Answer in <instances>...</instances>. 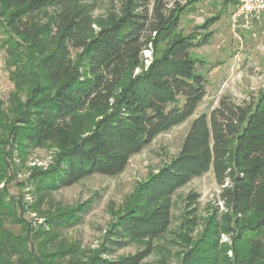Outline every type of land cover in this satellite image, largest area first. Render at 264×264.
I'll use <instances>...</instances> for the list:
<instances>
[{"label": "trees", "instance_id": "obj_1", "mask_svg": "<svg viewBox=\"0 0 264 264\" xmlns=\"http://www.w3.org/2000/svg\"><path fill=\"white\" fill-rule=\"evenodd\" d=\"M185 5L0 0V30L14 57L15 87L25 93V101L13 94L10 114L0 113V183L12 180V151L6 147L14 144L21 151L47 144L59 148L55 166L32 176L38 191L48 194L92 174L118 176L155 136L189 119L207 81L190 53L203 38L177 34ZM102 6L104 14L95 15ZM150 42L153 57L134 74ZM210 169L227 212L220 223L212 216L192 239L198 195L190 193L186 230L171 231L172 196ZM133 199L109 226L101 253L136 241L144 248L118 259L98 252L79 264H142L157 248L154 241L171 233L186 246L180 264H264V89L245 104L222 97L209 114L197 115L176 157L142 182ZM23 212L20 199L0 188V264H48V246L37 240L46 232L32 230ZM80 216L56 212L48 226L56 231L77 224ZM219 230L230 234L229 246H219ZM228 249L232 262L225 256ZM158 264L170 263L165 256Z\"/></svg>", "mask_w": 264, "mask_h": 264}, {"label": "rangeland", "instance_id": "obj_2", "mask_svg": "<svg viewBox=\"0 0 264 264\" xmlns=\"http://www.w3.org/2000/svg\"><path fill=\"white\" fill-rule=\"evenodd\" d=\"M178 1L182 5L187 4L180 16L177 34L186 36L192 33L203 38L201 45L191 48L190 53L197 62L198 70L205 76L206 93L189 119L155 136L147 147L131 157L118 176L92 174L48 194L38 191L32 183V176L38 170L44 172L55 166L59 148L54 144L32 146L24 151L16 144L6 147L12 151L9 169L12 180L2 181L0 188L6 186L10 195L20 199L24 206L23 216L32 230L46 232V236L37 240L48 246L45 252L52 255L47 260L48 264H79L98 252L105 259H118L142 250L144 244L136 241L122 248H115L107 254L101 253L109 226L134 202V195L141 183L176 157L190 123L197 115L204 112L209 114L222 97H228L237 104H245L257 98L264 89V22L233 31L229 23L230 13L234 8L232 0H192L190 3L187 0ZM105 9L106 6H102L94 13L100 16ZM5 39L6 34L0 30L2 116L10 114L14 103L13 94H17L20 101H25V93L15 87L16 65L14 57L7 53L6 48H10V45L3 42ZM151 54L153 57V52ZM142 65L134 70V74L145 70L144 62ZM190 193L198 195L192 205L196 209L198 224L191 233L192 239H197L212 216H215L218 223L227 210L218 206L219 186L210 169L205 174L192 178L172 196L171 231L186 230L183 223L188 210L192 208L188 206L186 197ZM63 211L75 212L76 215H81V219L77 224L53 231L48 226L49 215ZM222 233L226 232L219 230L217 235L219 246L225 243L220 239ZM170 239L177 240L179 244L172 243ZM154 243L158 244L157 248L142 264H158L165 256L170 264H180L181 254L186 250L180 238L171 233L167 235V240L157 239ZM229 250L225 252V256L232 262L234 254H229Z\"/></svg>", "mask_w": 264, "mask_h": 264}, {"label": "built area", "instance_id": "obj_3", "mask_svg": "<svg viewBox=\"0 0 264 264\" xmlns=\"http://www.w3.org/2000/svg\"><path fill=\"white\" fill-rule=\"evenodd\" d=\"M258 22H264V0H235L234 8L229 17V23L233 31L249 28L254 23ZM154 34L155 33L152 35L154 36ZM151 52L152 43L150 42L141 53L143 56L144 68L152 59ZM218 206L220 209L225 208V204L222 199L218 201ZM220 239L229 245L232 243L230 234L222 233ZM228 253L232 254L230 250Z\"/></svg>", "mask_w": 264, "mask_h": 264}]
</instances>
